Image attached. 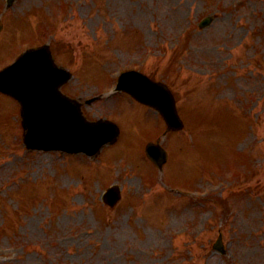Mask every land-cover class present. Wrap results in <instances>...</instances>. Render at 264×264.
Returning <instances> with one entry per match:
<instances>
[{
    "label": "rangeland",
    "instance_id": "374dc122",
    "mask_svg": "<svg viewBox=\"0 0 264 264\" xmlns=\"http://www.w3.org/2000/svg\"><path fill=\"white\" fill-rule=\"evenodd\" d=\"M216 2L17 0L6 9L5 1L0 0V20L4 22L0 66L13 50L19 51L21 43H44L46 35L50 33L52 38L55 31L51 44L57 60L74 71L72 82L85 87V82H95L91 87L108 82L123 56L149 44L148 50L132 55L135 58L130 57L123 66L145 68L153 77L168 80L176 91L185 128L164 137L171 151L164 170L172 171L171 178L187 173V179L198 184L212 180L228 184L230 179V185L232 169L223 172L228 178L216 179L221 168L218 159L233 158L232 150L222 146L224 140L237 144L239 163L253 165L252 173L223 196H217L219 188L213 187L207 199L212 202L207 204L195 194L183 197L172 186L186 181L164 179L156 170L151 195L164 194L160 203L155 200L160 210L152 212L154 200L143 202L142 213L150 223L142 218L136 223L135 201L146 191L152 171L141 151L140 122L129 124L130 118L121 115L125 131L131 132L126 147L107 146L98 156L101 159L94 175H101V185L118 178L123 187V202L110 207L102 201V189L94 182L86 183L88 163L77 164L71 156L60 158L56 152L29 153L21 147L19 134L17 137L20 114L11 111L15 102L0 93V264H264V104L244 114L251 122L245 125L252 128L248 133L238 122L232 129L226 114H221L220 123L219 110L212 102L213 97L224 96L237 104L264 90V0H224L210 25L193 27L186 38L170 41L179 46L165 59L150 49L154 51L153 44L168 49L171 43L165 42V34L187 22L194 24L197 17L214 10ZM136 25L143 38L129 47L119 44L118 52L109 50L105 38L114 30L115 37L132 26L136 31ZM217 67L221 68L218 73ZM210 68L212 74H204ZM115 101L112 97L106 107L97 104V108L107 116L115 115L117 106L118 113L131 108L125 97ZM114 150L111 158L106 157L111 161L102 159ZM104 170H111L112 175L106 178ZM169 199L174 206L170 207ZM163 215L165 219H159ZM221 230L226 253L213 248Z\"/></svg>",
    "mask_w": 264,
    "mask_h": 264
},
{
    "label": "water",
    "instance_id": "95a60500",
    "mask_svg": "<svg viewBox=\"0 0 264 264\" xmlns=\"http://www.w3.org/2000/svg\"><path fill=\"white\" fill-rule=\"evenodd\" d=\"M55 82H56V80H53L49 83V85L51 87H53V89H48V93L50 96H54V93L58 94V91L55 90V85H56ZM0 86L2 87L1 83H0ZM145 88H146L145 85H142V84H135V85L129 87V89H131V91L135 92L136 95L139 98H141L142 100L157 104L163 110V113L166 115L167 120L172 127H175V128L182 127V123L180 121V118H179L177 111H176V108H175V103H174L173 97H171V96L169 97V95H168L166 100L164 101V105L161 103H156V102H158L157 99H150L149 94L143 92V90H145ZM7 90L13 91V94L15 96H17L23 102V105H24L23 114L25 116V125L30 126V124L27 121V114H26L27 102H26V97H25V94L28 93V91L25 90L24 87H22L21 85L17 86L13 90L12 89H7ZM163 92H164V94L162 93V95H167V92H165V91H163ZM152 100H155V102ZM58 121L63 123L62 119H59Z\"/></svg>",
    "mask_w": 264,
    "mask_h": 264
}]
</instances>
